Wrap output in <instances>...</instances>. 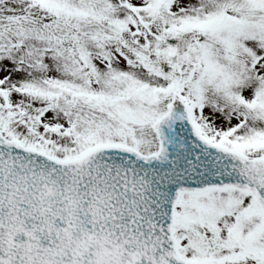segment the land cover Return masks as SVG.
Here are the masks:
<instances>
[{"label": "snow or ice", "instance_id": "snow-or-ice-1", "mask_svg": "<svg viewBox=\"0 0 264 264\" xmlns=\"http://www.w3.org/2000/svg\"><path fill=\"white\" fill-rule=\"evenodd\" d=\"M0 264H264V0H0Z\"/></svg>", "mask_w": 264, "mask_h": 264}]
</instances>
